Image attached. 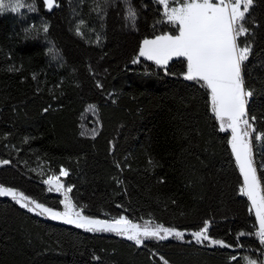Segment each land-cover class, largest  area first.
<instances>
[{
    "label": "trees",
    "instance_id": "trees-1",
    "mask_svg": "<svg viewBox=\"0 0 264 264\" xmlns=\"http://www.w3.org/2000/svg\"><path fill=\"white\" fill-rule=\"evenodd\" d=\"M54 2L50 10L44 0H23L18 11H0V184L60 208L62 190L44 183L56 176L89 215L190 232L208 222L209 239L185 234L137 246L0 198V264H163L161 256L168 264H264V244L253 235L259 226L240 193L230 133L211 112L210 90L184 78L183 58L165 66L137 60L144 39L178 34L161 4ZM242 23L247 33L237 43L250 48L242 74L264 191V138L256 139L264 137V0H252Z\"/></svg>",
    "mask_w": 264,
    "mask_h": 264
},
{
    "label": "snow or ice",
    "instance_id": "snow-or-ice-1",
    "mask_svg": "<svg viewBox=\"0 0 264 264\" xmlns=\"http://www.w3.org/2000/svg\"><path fill=\"white\" fill-rule=\"evenodd\" d=\"M163 6V15L171 24L178 28V35H159L154 39H145L139 51L141 57L155 61L158 65H166L173 57L186 58V79L201 82L211 93L212 110L220 120L221 130H224L225 118L227 128L231 129L230 140L232 152L239 171L243 176V185L240 193L248 197L255 209V215L259 221V229L253 235L264 244V191L257 177V169L252 159L251 143L246 139L249 136L248 129H255L247 118V98L252 95L244 86L242 64L248 59L249 47H240L238 38L247 33L242 21L246 19V13L252 5V0H233L231 4L219 0H157ZM52 7V0H45ZM179 4L177 7H169V4ZM13 11H18L19 0H9ZM4 0H0V11L5 9ZM128 15L135 19V11L129 8ZM47 31V26H44ZM79 34V29L77 30ZM136 61H133L135 63ZM255 121V117H252ZM241 125L244 131L240 132ZM264 138L260 135L256 139ZM4 164L9 163L3 161ZM66 169H60V176H67ZM54 190L60 192L62 183L56 176H50L44 181ZM71 192L68 188L65 199L62 201L64 211H57L47 207L36 200L31 199L23 192L0 185V196H10L22 208L40 216H47L53 220H62L67 224H74L89 232H111L125 236L134 241L135 245H142L146 239L155 238L165 240L170 236L183 239L185 231H181L164 225H156L154 228L145 226L141 228L132 223L126 216L119 218L100 219L83 214V210H77L67 196ZM208 222L191 235L197 243L208 240ZM240 235H245L241 233ZM212 244L222 247H230L222 241L212 240ZM233 259H235L233 257ZM163 264H168L164 257H160ZM254 264V262H252Z\"/></svg>",
    "mask_w": 264,
    "mask_h": 264
},
{
    "label": "rangeland",
    "instance_id": "rangeland-1",
    "mask_svg": "<svg viewBox=\"0 0 264 264\" xmlns=\"http://www.w3.org/2000/svg\"><path fill=\"white\" fill-rule=\"evenodd\" d=\"M45 1V0H44ZM212 2L213 3H218L219 2V0H212ZM233 2V0H224V3H226V4H231ZM19 3H20V5H22L23 6V0H19ZM4 4L6 5V9H8V10H12V8L10 7V6H8V4H9V0H4ZM55 5V2H54V0H52V7ZM21 6V7H22ZM162 6V5H161ZM21 7H19V9L21 8ZM52 7L51 8H49V6L45 3V9L46 10H50V9H52ZM162 8H163V6H162ZM163 11H164V9H163ZM163 35H165V34H163ZM167 35H170V34H167ZM176 35H178V34H176ZM155 37H153V38H146V39H149V40H151V39H154ZM145 40V39H144ZM143 40V41H144ZM142 41V42H143ZM142 42H141V45H140V48H141V46H142ZM140 48H139V51H140ZM140 58H142V59H145V60H147V61H151V62H153V63H155L156 65H158L155 61H153V60H148L147 59V57H141L139 54H138V57H137V60L138 59H140ZM177 58H181V57H173L172 59H177ZM171 59V60H172ZM183 59H185L186 60V58H183ZM171 60H169V62L171 61ZM168 62V63H169ZM167 63V64H168ZM186 63H187V61H186ZM166 64V65H167ZM159 66H165V65H159ZM187 71V70H186ZM184 78L186 79V73H185V75H184ZM210 103H211V112H212V114L213 115H215V113L213 112V110H212V108H213V106H212V102H211V93H210ZM216 116V115H215ZM217 118V117H216ZM217 120H218V122H219V125L221 124V122H220V120L217 118ZM220 128H221V126H220ZM223 131H228L229 133H230V140H231V137H232V132H231V129H228L227 128V118H225V124H224V130ZM244 131V126L243 125H241V127H240V132H243ZM250 143H251V147H252V139H253V137L251 136V134H250V132H249V136L246 138ZM230 146H231V144H230ZM231 150H232V148H231ZM233 155H234V153H233ZM234 157H235V155H234ZM252 159H253V153H252ZM253 162H254V160H253ZM254 166H255V163H254ZM241 173V172H240ZM242 175V174H241ZM1 185V184H0ZM242 185H243V176H242ZM2 186H4V185H2ZM50 186V185H49ZM5 187H8V186H5ZM52 188H54V185L53 186H51ZM242 187V186H241ZM8 188H12V189H15L17 192H22V191H20L19 189H16V188H13V187H8ZM62 190V196H61V206H60V208H54V207H51V208H53L54 210H57V211H64V205H63V203H62V201H64V199H65V192L67 191V188L63 185V188L61 189ZM262 190V189H261ZM54 192V191H53ZM25 196H27V195H25ZM67 196H68V199L71 201V199H70V197H69V195H68V193H67ZM28 197V196H27ZM247 197V196H246ZM0 198H9V199H11V200H13L12 199V197H10V196H7V197H5V196H0ZM30 198V197H29ZM248 198V197H247ZM32 199V198H31ZM249 200V199H248ZM14 201V200H13ZM16 202V201H15ZM38 202V201H37ZM72 202V201H71ZM249 202H250V209H251V211H252V213H253V215H254V217L256 218V220H257V223H258V225H259V221H258V218L256 217V215H255V209H254V207L252 206V204H251V201L249 200ZM38 203H41V202H38ZM73 203V202H72ZM43 204V203H42ZM19 205V204H18ZM45 205V204H44ZM20 206V205H19ZM45 206H47V205H45ZM47 207H50V206H47ZM25 209V208H24ZM76 209L77 210H80L79 208H77L76 207ZM25 210H27V209H25ZM28 211V210H27ZM28 212H30V211H28ZM30 213H32V214H34V215H36V216H39V217H41V218H43V219H46V220H49V221H52V222H55V223H59V224H63V225H68V226H71V227H74V228H77V229H80V230H82V231H85V232H89V231H86L85 229H82V228H79V227H77L76 225H74V224H67V223H65L64 221H62V220H53V219H51V218H49V217H47V216H40V215H38V214H36V213H33V212H30ZM83 214L84 215H86V216H90V217H94V218H100V219H113V218H102V217H98V216H94V215H89V214H87V213H85V212H83ZM115 218H119V217H115ZM132 223H134V224H138L141 228H143V227H145V226H148V227H150V228H154V227H156V225H160V224H150V223H148V222H140V221H132V220H130ZM165 226V225H164ZM165 227H172V228H175V229H178V230H181V231H185V234H191L192 232H190V231H187V230H182V229H179V228H177V227H173V226H165ZM98 233H111V232H98ZM111 234H115V235H118V234H116V233H111ZM120 236V235H119ZM121 237H123V238H125V239H127L125 236H121ZM148 239H152V238H148ZM148 239H146V240H148ZM167 239H176V240H179V238H176V237H174V236H170V237H168ZM145 240V241H146ZM134 242V241H133Z\"/></svg>",
    "mask_w": 264,
    "mask_h": 264
},
{
    "label": "built area",
    "instance_id": "built-area-1",
    "mask_svg": "<svg viewBox=\"0 0 264 264\" xmlns=\"http://www.w3.org/2000/svg\"><path fill=\"white\" fill-rule=\"evenodd\" d=\"M247 101H248V98H247ZM247 118H248V120H249V123L252 124V127L255 129V127H254V121L252 120V117L249 116V115H247ZM248 131L250 132L251 136L253 135V133H255V131H252V129H248ZM257 231H258V230H256V232H257Z\"/></svg>",
    "mask_w": 264,
    "mask_h": 264
},
{
    "label": "crops",
    "instance_id": "crops-1",
    "mask_svg": "<svg viewBox=\"0 0 264 264\" xmlns=\"http://www.w3.org/2000/svg\"><path fill=\"white\" fill-rule=\"evenodd\" d=\"M259 226V225H258Z\"/></svg>",
    "mask_w": 264,
    "mask_h": 264
}]
</instances>
